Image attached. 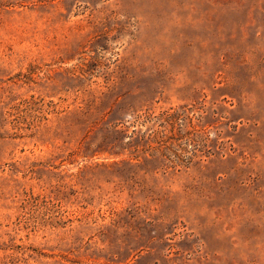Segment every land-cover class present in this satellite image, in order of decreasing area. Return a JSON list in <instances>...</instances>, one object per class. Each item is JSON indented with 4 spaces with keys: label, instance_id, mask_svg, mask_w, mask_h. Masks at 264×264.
<instances>
[{
    "label": "rangeland",
    "instance_id": "obj_1",
    "mask_svg": "<svg viewBox=\"0 0 264 264\" xmlns=\"http://www.w3.org/2000/svg\"><path fill=\"white\" fill-rule=\"evenodd\" d=\"M0 264H264V0H0Z\"/></svg>",
    "mask_w": 264,
    "mask_h": 264
}]
</instances>
